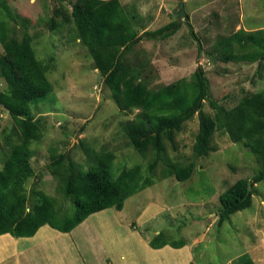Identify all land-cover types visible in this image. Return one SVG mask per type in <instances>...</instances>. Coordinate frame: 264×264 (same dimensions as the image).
Masks as SVG:
<instances>
[{
    "label": "rangeland",
    "instance_id": "1",
    "mask_svg": "<svg viewBox=\"0 0 264 264\" xmlns=\"http://www.w3.org/2000/svg\"><path fill=\"white\" fill-rule=\"evenodd\" d=\"M5 1L12 15L20 19H12L0 9V21H5L10 37L20 41L24 33L30 36L36 58L48 67L46 76L52 85V92L43 101L30 104L32 123L39 128L41 138L30 145L35 175L25 186L27 210L34 205L37 193L42 192L55 200L60 217L69 215L73 204L63 194L61 179L54 169L62 170L70 162L75 171H87L95 165L96 156L109 152L114 155L112 178L139 167L153 184L128 198L120 212L110 208L103 214L90 215L94 236L101 233L104 241L108 240L106 237L113 232L99 229L97 220L109 216L106 225H115L121 219L125 226L130 221L147 244L158 234L166 242L183 241L187 247L174 253L181 258L187 249L191 264H236L243 255L254 264H264V181L254 186L256 192L249 208L217 223L219 195L237 180L256 175L260 170L257 157L242 143H232L220 132H214L211 138L214 151L205 157L196 156L192 145L198 131L197 113L174 133L175 148L163 135L164 153L157 155L145 141L135 149L126 136V125L136 120L140 110H119L70 21L59 25L61 17L56 16L58 26L50 30L54 10L61 6L64 13H69V6L56 0ZM120 1L125 13L133 18L138 34L171 22L181 26L175 40L143 39L127 55L129 63L140 69L141 81L149 90L156 91L180 80L189 83L197 66L205 72L208 99L226 109L235 107L243 97L264 90V52L259 59L262 68H258V61H221L227 53L224 39L239 29H264V0ZM180 2L196 41L189 28L182 29L186 19L178 17ZM261 38V48L248 46L238 50L235 43L232 53H262L264 36ZM2 56L0 45V92L6 89ZM200 110L213 118L208 100L202 101ZM18 137L14 121L0 107V168L9 145L18 142ZM60 155L64 162L53 166ZM189 164L194 166L191 177L176 182L170 175V165L184 168ZM150 165L154 166L152 171ZM115 245L117 250L122 249L120 243Z\"/></svg>",
    "mask_w": 264,
    "mask_h": 264
},
{
    "label": "trees",
    "instance_id": "2",
    "mask_svg": "<svg viewBox=\"0 0 264 264\" xmlns=\"http://www.w3.org/2000/svg\"><path fill=\"white\" fill-rule=\"evenodd\" d=\"M56 1L67 4L69 13H64L61 6L55 9L49 20L50 30L58 26L56 16L61 17L59 25L70 21L119 110H140L136 120L126 125L131 146L139 149L145 141L160 155L165 152L162 143L165 135L175 148L174 133L197 113L198 131L192 145L196 156L205 157L213 152L211 138L214 132H220L226 134L232 143H242L260 163V170L251 179H239L219 195L217 223L220 225L232 214L249 208L256 192L254 186L264 181V90L245 96L235 107L226 109L208 99V81L204 70L197 66L191 82L180 80L151 91L141 81L140 69L132 66L126 57L141 40H165L180 28V24L172 22L155 31L138 34L133 18L125 13L119 0ZM0 9L12 19H20L18 15H12L5 0H0ZM188 28L196 41L198 38L193 28L189 24ZM262 36L264 29L256 32L239 29L224 39L227 53L221 61H258V68H262L259 59L264 51L232 53L235 43L238 50L248 46L261 48ZM0 45L3 50L1 72L6 85V89L0 92V107L14 121L20 137L18 142L9 145L0 168V236L9 234L13 238H28L44 225L69 233L92 214L110 208L121 211L128 198L152 186V179L146 177L139 167L122 171L116 179L112 178L114 155L107 152L96 156L95 165L87 171H75L70 162L62 170L54 169L61 179L63 194L73 204L69 215L60 217L55 210V200L42 192L37 193L34 205L27 210L25 186L35 175L30 163L33 156L30 145L41 138L39 128L32 123L30 104L43 101L52 92V85L46 76L48 67L36 58L27 33L20 41L10 37L5 21L1 20ZM205 100L214 111L213 118L200 110ZM64 160L60 155L52 165H61ZM153 167L150 165L149 171ZM170 167V175L180 183L189 179L194 170L192 164L184 168ZM166 245L180 249L184 243L166 242L161 234L149 242L152 249ZM236 264L254 263L249 256L243 255Z\"/></svg>",
    "mask_w": 264,
    "mask_h": 264
},
{
    "label": "crops",
    "instance_id": "3",
    "mask_svg": "<svg viewBox=\"0 0 264 264\" xmlns=\"http://www.w3.org/2000/svg\"><path fill=\"white\" fill-rule=\"evenodd\" d=\"M188 24L191 25L186 19L182 29L184 26L188 28ZM176 32L165 40L155 41L175 40ZM98 213L103 214L104 211ZM88 218L69 233H61L44 225L32 237L13 238L9 234L0 236V255L6 253V256H0V264H191L187 249L181 258L174 253L186 245L180 249L169 245L152 249L141 232L130 226V221H126L127 224L123 226L121 223L124 222L121 219L116 221V217V226L106 225L109 216L97 220L99 229L113 232L109 237L103 232L108 239L104 241L101 233L94 236L93 221L89 222ZM117 243H120L122 249H116Z\"/></svg>",
    "mask_w": 264,
    "mask_h": 264
},
{
    "label": "water",
    "instance_id": "4",
    "mask_svg": "<svg viewBox=\"0 0 264 264\" xmlns=\"http://www.w3.org/2000/svg\"><path fill=\"white\" fill-rule=\"evenodd\" d=\"M180 6V12L178 13V17H183L184 19H186V14L183 11V2H180L179 4ZM101 97V101L103 100L102 96ZM199 106V103L196 104V108Z\"/></svg>",
    "mask_w": 264,
    "mask_h": 264
}]
</instances>
